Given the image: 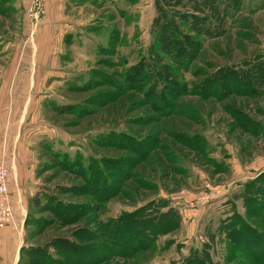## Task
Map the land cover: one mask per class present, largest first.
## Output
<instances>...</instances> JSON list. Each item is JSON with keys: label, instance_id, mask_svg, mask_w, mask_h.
I'll list each match as a JSON object with an SVG mask.
<instances>
[{"label": "rangeland", "instance_id": "rangeland-1", "mask_svg": "<svg viewBox=\"0 0 264 264\" xmlns=\"http://www.w3.org/2000/svg\"><path fill=\"white\" fill-rule=\"evenodd\" d=\"M179 1L65 0L48 86L14 112L0 97L35 160L18 264H264V0L218 1L219 19ZM43 11L0 0V83L38 67ZM138 212L176 225L148 244L127 233ZM237 219L258 233L230 246Z\"/></svg>", "mask_w": 264, "mask_h": 264}, {"label": "crops", "instance_id": "crops-1", "mask_svg": "<svg viewBox=\"0 0 264 264\" xmlns=\"http://www.w3.org/2000/svg\"><path fill=\"white\" fill-rule=\"evenodd\" d=\"M43 5L44 25L34 40L35 55L40 57L38 67L29 70L19 67L1 70V75L9 77L6 82L0 83V97L3 102L12 101V112L17 106H22L20 102L24 100V93L44 90L48 86L52 78V70L48 69V72L42 69V66L46 69L52 68V60L60 57L66 49L67 41L70 42L67 37L65 38L66 32L62 29L68 28V23L64 19L67 17L64 12L65 0H46L45 4L43 1ZM8 132L5 119L0 117V161L5 162L10 170L9 190L13 196H11L12 204L15 206L14 203L23 201L22 194L35 184L33 179L35 160L31 144L26 143L18 131L10 133L14 136L9 135ZM21 236V226L18 222L15 226L0 230V264H18L23 246Z\"/></svg>", "mask_w": 264, "mask_h": 264}, {"label": "trees", "instance_id": "trees-1", "mask_svg": "<svg viewBox=\"0 0 264 264\" xmlns=\"http://www.w3.org/2000/svg\"><path fill=\"white\" fill-rule=\"evenodd\" d=\"M182 1L183 0H180L178 5H181L180 3ZM192 1L194 2V0H192ZM212 1H213L214 6H216L213 10L210 9L208 11V10L204 9L202 6H199V8H198L197 5L194 6L195 7L194 9H197L198 11H201V12L203 11L202 13H204V15L209 16L212 19H213V17L219 19L220 18V13H219V6L217 5V2L218 1L219 2L220 1H226V0H212ZM229 1L231 2V0H229ZM204 11L208 12V15ZM223 12H224V14H226L225 10H223ZM223 30H224V26L222 25V23L221 24L218 23L216 25L210 24L209 26L201 25L199 28H195L194 27L193 31L195 33L204 34V35H206L208 37H214V36H217V35H221L223 33ZM179 43H181V45H182L183 41L180 40L176 44V46ZM244 75L245 74H243V73H239L237 75V79H240V78L242 79L244 77ZM219 78H221V76H219ZM232 82L234 83L233 80H232ZM148 209H151L150 206L148 207ZM146 211H147V209H146ZM131 218H134L135 222H146V225H141V226H136V227L134 226V228L132 227V231L128 230L127 233H129V235L133 234V235H136V236L142 234L145 237V241L148 244H150L149 238H152L153 236H155L157 234L160 235L161 233H166L167 231L172 229L174 227V225H176L174 223V221H173V220H175V218L172 216V213H170V212L159 213V216L158 215L149 214V213L148 214H144L143 212H138L137 214L134 215V217H131ZM236 221H237V226L235 227L234 233H235L237 238H235V237L234 238L236 240H238V241H236L235 243L229 242L230 246L231 245L236 246L239 241L244 240L245 236L247 235L246 231H255V232H257V228L250 226V224L247 223V226H246V224H239L238 223V219ZM233 230L232 231L230 230L231 232L229 233V235L233 234ZM116 235H120V234H116ZM186 264H207V262L205 260H203V259H194L192 261L187 262Z\"/></svg>", "mask_w": 264, "mask_h": 264}, {"label": "built area", "instance_id": "built-area-1", "mask_svg": "<svg viewBox=\"0 0 264 264\" xmlns=\"http://www.w3.org/2000/svg\"><path fill=\"white\" fill-rule=\"evenodd\" d=\"M43 0H36V7L40 10ZM10 170L5 162L0 161V230L16 225V216L9 190Z\"/></svg>", "mask_w": 264, "mask_h": 264}]
</instances>
